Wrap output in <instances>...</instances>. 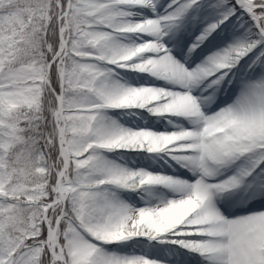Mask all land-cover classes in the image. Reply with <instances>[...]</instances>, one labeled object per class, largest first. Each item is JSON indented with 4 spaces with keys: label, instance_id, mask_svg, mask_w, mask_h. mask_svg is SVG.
I'll return each instance as SVG.
<instances>
[{
    "label": "snow or ice",
    "instance_id": "snow-or-ice-1",
    "mask_svg": "<svg viewBox=\"0 0 264 264\" xmlns=\"http://www.w3.org/2000/svg\"><path fill=\"white\" fill-rule=\"evenodd\" d=\"M0 264H264V0H0Z\"/></svg>",
    "mask_w": 264,
    "mask_h": 264
}]
</instances>
